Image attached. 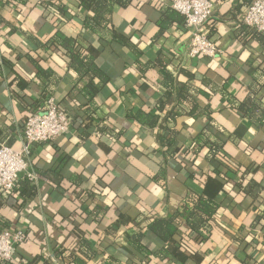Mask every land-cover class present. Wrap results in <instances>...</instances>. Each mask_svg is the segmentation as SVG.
<instances>
[{
    "label": "crops",
    "instance_id": "crops-1",
    "mask_svg": "<svg viewBox=\"0 0 264 264\" xmlns=\"http://www.w3.org/2000/svg\"><path fill=\"white\" fill-rule=\"evenodd\" d=\"M48 3L4 0L0 6V146L21 150L27 117L46 103L37 65L54 73L47 80L49 88L72 121L67 134L46 143H32L29 166L19 174L14 190L0 189V232L26 233L13 260L5 264H75L78 258L87 264H104L110 255L123 264L134 260H140L139 264L141 260L142 264H177L170 258L132 257L126 238L138 230L132 220L170 216L190 190L209 194L221 206L210 236L189 241L184 253L171 245L177 255L186 257V264H243L246 259L264 264V229L248 233L255 212L240 192L239 174L204 152L195 158V166L167 159L156 129L128 115L139 109L159 113L158 101L167 91L162 84L166 71L155 66L142 73L137 60L149 63L160 59L179 82L188 81L197 89L192 98L204 113L199 111V117L192 118L176 108L177 145L187 148L207 125V107L221 130L218 133L225 140L231 163L253 167L243 184L251 180L264 183V125L256 126L228 109L223 93L228 90L244 99L251 79L259 77L247 63L249 49L264 54L256 40L245 45L237 37L240 17L233 11V1L216 0L215 22L208 23L211 39L222 50L215 58L189 56L190 32L184 22L174 21L160 32L163 12L172 7L173 0H133L127 7H117L115 28L141 54L137 57L130 47L99 46V65L110 81L96 95L93 123L86 128L89 102L74 90L78 75L70 68L68 56L53 46L38 47L31 40L46 43L61 28L68 36H77L86 12L76 0H57L54 3L61 5L62 11L55 13L47 8ZM185 72L194 74L195 79L189 81ZM175 87L173 100L162 116L176 104ZM180 105L187 111L190 108L187 101ZM163 166L164 175L159 176ZM96 185L104 192L92 197L88 192ZM258 205L264 212V203ZM94 206L107 208L102 219L94 215ZM233 234L247 235L253 242L234 254L229 248L235 246ZM83 239L90 241L97 256L89 259L79 251Z\"/></svg>",
    "mask_w": 264,
    "mask_h": 264
},
{
    "label": "trees",
    "instance_id": "trees-1",
    "mask_svg": "<svg viewBox=\"0 0 264 264\" xmlns=\"http://www.w3.org/2000/svg\"><path fill=\"white\" fill-rule=\"evenodd\" d=\"M18 3L27 2H49L47 8L52 12H61V5L55 4L57 0H13ZM79 6L84 9L86 14L82 21V31L75 37L68 36L59 29L46 43H42L36 38L31 40L38 47H55L62 51L69 58L70 68L77 73L78 79L73 87L78 93H81L88 99V104L85 107L86 120L84 127H90L93 123V111L95 110V98L99 91L109 83L110 78L108 74L100 67L98 57L101 52V47L111 46L112 49H120L122 47H130L140 56L134 45L118 32L114 25V15L117 7H127L133 0H76ZM233 11L239 16L238 25L235 28L237 37L248 43L256 40L262 48H264V32L251 28L245 25L242 21V16L245 9L252 4L253 0H232ZM4 0H0L2 6ZM216 2V0H215ZM46 8V9H47ZM217 9V8H216ZM215 9V10H216ZM215 13V11H214ZM214 13L210 20L214 19ZM174 21L184 22L183 15L175 10L173 7L166 9L163 12V19L159 22L161 31L172 24ZM215 22L214 20L212 21ZM210 36V35H209ZM251 55L248 60V65L259 73V77H253L248 85V93L244 99H238L231 94L230 91H224L228 109L237 111L243 117L249 119L256 126L264 125V54L255 53L251 49ZM139 70L144 73L147 69L155 66H162L166 73L162 79L163 86L167 89L163 98L158 101L159 113H153L151 110L139 109L137 111H129L128 115L135 119L141 125L147 126L155 130L157 141L160 144L161 152L167 159L173 158L179 160L185 165L195 166V158L201 152L211 160L217 161L228 171H234L239 174V188L244 197L250 200V208L255 212L249 226L248 233L255 234L256 231L264 229V212L259 208L258 203H264V183L255 180L249 181L246 185L243 184L246 174L253 170L250 166H236L231 163L230 158L225 150V140L219 135L220 128L216 125L212 112L205 107V115L207 125L202 128L196 135L192 137L191 144L185 148L184 144L177 145L179 131L176 129L177 117L179 112L176 108L181 109L182 113L189 115L192 118L199 117L201 107L192 95L197 93V89L193 87L188 81L179 82L178 78L170 71L166 70L165 65L159 59L155 62L142 63L139 59ZM38 67V74L42 79L43 101L47 96H54V91L50 89L47 80L54 77V73L50 70L43 69L40 65ZM190 80L195 79V75L185 72ZM51 83V82H50ZM177 87V101L176 104L165 112L172 100V89ZM57 105L66 114V110L60 105L55 98ZM183 101H187L190 105L189 110L182 109L180 105ZM44 105L40 106L39 110H43ZM34 111V112H36ZM202 113V112H201ZM204 114V113H202ZM72 123V121H70ZM187 124V123H186ZM191 159L188 157L191 156ZM159 176L164 175V166L158 172ZM31 190V189H30ZM88 192L92 197L104 192V189L96 185L95 188ZM220 202L216 198L207 193H196L193 190L187 192V195L181 203L176 206V210L167 217H153L141 218L131 221L133 227L138 230L129 233L126 238L127 245L132 249V257H143L144 259L151 256L159 257L160 259L170 258L177 264H186V257L177 255L175 249L180 250L181 253L188 251L189 241H203L207 239L215 226V217L220 210ZM107 209V208H106ZM106 209L98 206L93 207L94 215L98 220L106 213ZM250 209V210H251ZM248 236L232 235V243L235 246H229L230 251L237 254L239 251L245 249L248 244L253 242V239ZM155 241L160 246L153 244ZM176 244L178 246H176ZM80 252H83L87 258H93L98 255L97 251L93 250L90 241L83 239L80 242ZM140 260H134L128 264H139ZM6 262H0L5 264ZM142 260L141 263L142 264ZM75 264H87L82 258L75 260ZM104 264H123L119 259L110 255L104 261ZM243 264H254L250 259H246Z\"/></svg>",
    "mask_w": 264,
    "mask_h": 264
},
{
    "label": "built area",
    "instance_id": "built-area-1",
    "mask_svg": "<svg viewBox=\"0 0 264 264\" xmlns=\"http://www.w3.org/2000/svg\"><path fill=\"white\" fill-rule=\"evenodd\" d=\"M172 7L184 17L190 32L191 58H215L222 52L216 41L211 39L208 23L216 9L215 0H173ZM245 25L264 32V0H253L242 16ZM68 115L59 108L54 97L46 99L43 110L30 114L24 124V145L16 150L7 144L0 146V189L14 190L19 174L26 171L32 143H46L69 132ZM26 239L23 230L0 232V262L13 260L16 246Z\"/></svg>",
    "mask_w": 264,
    "mask_h": 264
}]
</instances>
